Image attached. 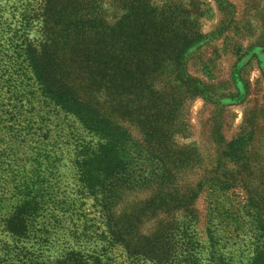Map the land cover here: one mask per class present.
I'll return each mask as SVG.
<instances>
[{"label": "rangeland", "instance_id": "obj_1", "mask_svg": "<svg viewBox=\"0 0 264 264\" xmlns=\"http://www.w3.org/2000/svg\"><path fill=\"white\" fill-rule=\"evenodd\" d=\"M140 1L200 43L158 53L126 92L104 64L123 55L121 0H0V264H252L264 247V0ZM46 39L56 79L127 132L106 196L80 168L105 140L28 63V40Z\"/></svg>", "mask_w": 264, "mask_h": 264}, {"label": "trees", "instance_id": "obj_2", "mask_svg": "<svg viewBox=\"0 0 264 264\" xmlns=\"http://www.w3.org/2000/svg\"><path fill=\"white\" fill-rule=\"evenodd\" d=\"M123 5L129 8V13L120 23V35L124 38L121 50L123 55H108V78L120 81L119 91H131L152 78V73L146 74L148 66L158 69L164 59L156 56L163 50L172 53L179 51L187 53L195 45L200 43L199 37L190 30L183 32L182 41H176L178 27L167 17H158L156 11L151 10L146 1L121 0ZM28 63L32 68L36 81L41 86L43 93L65 112L74 115L88 130L100 135L105 142L102 143L96 153L87 156V159L80 163L83 177L93 192L103 193L104 196L110 192L114 183L127 173V163L121 158L120 151L125 144L127 132L116 126L112 121L101 115L93 106L86 104L77 98L73 91L56 78L57 68L60 63L56 49L49 41L28 40L25 47ZM153 51L154 56L141 57L138 54L142 51ZM180 54L175 56L178 60ZM98 69L100 61L98 55L89 60ZM152 72V71H151ZM101 75V74H100ZM234 145V144H233ZM232 147V146H230ZM22 207L8 222L10 232L19 237L24 236L26 222L23 218ZM260 227L264 230L262 218H259ZM115 234L114 231H112ZM98 260V259H97ZM76 264H82L79 258L73 260ZM219 264H229L220 259ZM252 264H264V247L257 249Z\"/></svg>", "mask_w": 264, "mask_h": 264}]
</instances>
